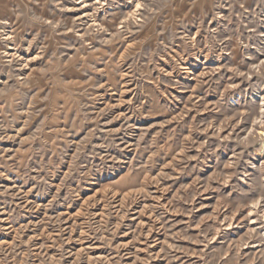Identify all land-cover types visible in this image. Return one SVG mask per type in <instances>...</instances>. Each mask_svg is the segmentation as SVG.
I'll return each instance as SVG.
<instances>
[{
  "label": "rangeland",
  "instance_id": "1",
  "mask_svg": "<svg viewBox=\"0 0 264 264\" xmlns=\"http://www.w3.org/2000/svg\"><path fill=\"white\" fill-rule=\"evenodd\" d=\"M263 59L264 0H0V264H264Z\"/></svg>",
  "mask_w": 264,
  "mask_h": 264
},
{
  "label": "bare ground",
  "instance_id": "2",
  "mask_svg": "<svg viewBox=\"0 0 264 264\" xmlns=\"http://www.w3.org/2000/svg\"><path fill=\"white\" fill-rule=\"evenodd\" d=\"M201 54V53H200ZM197 55V54H196ZM199 56V54L197 55V57ZM201 56V55H200ZM206 56L207 55H205V58H206ZM197 59V58H196ZM198 60V59H197ZM186 63V62H185ZM261 65H263L264 64V59L262 60V62L260 63ZM185 65H188L187 63L185 64ZM185 69H189L187 66H185L184 67ZM259 98L261 99V103H262V105H261V114H260V116L258 117L259 119H258V121H256V123H255V130H258V134H259V136L262 138V136L264 135V93H261L260 95H259ZM248 133V132H247ZM250 136V133H249V135H248V137ZM263 140H264V138H263ZM264 151V146H263V148L261 149V151L260 152H263ZM260 156V154L259 153H255L254 154V156L252 157V160H257V158ZM253 165H255V162H251ZM262 166H263V168H264V160H263V162H262ZM255 171V170H254ZM247 172V171H246ZM262 198V197H261ZM262 202L263 201H261L260 199L255 203V206L257 207V209L258 208H261L262 209V212H263V214H264V204L262 205ZM255 211V210H254ZM264 216V215H263ZM257 217V216H256ZM250 218V217H249ZM254 219V218H253ZM256 220V219H255ZM252 223H254V222H252ZM261 224V223H260ZM250 227H251V225H250Z\"/></svg>",
  "mask_w": 264,
  "mask_h": 264
}]
</instances>
